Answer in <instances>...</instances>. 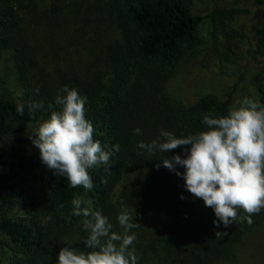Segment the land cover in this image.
Masks as SVG:
<instances>
[{
    "label": "trees",
    "instance_id": "obj_1",
    "mask_svg": "<svg viewBox=\"0 0 264 264\" xmlns=\"http://www.w3.org/2000/svg\"><path fill=\"white\" fill-rule=\"evenodd\" d=\"M193 2L79 0L68 8L65 0H0V56L12 62L0 67V264H56L64 246L86 250L89 233L83 217L73 215L76 198L92 201L117 233L123 229L113 213L132 214L140 224L129 233L137 237L130 246L137 264H236L253 233L264 229V209L252 215L251 225H214L213 209L160 160L184 156L190 146L154 154L138 147L162 143L163 131L181 137L206 130L205 115H226L233 106L212 94L177 106L164 93L178 61L198 43L204 17ZM243 11L214 13L221 19ZM255 32L263 54L264 23ZM3 73L12 74V81ZM254 83L264 104V78ZM65 86L87 97L94 139L109 151L120 145L108 165L89 170L91 190L72 188L49 170L28 138L30 125L58 110L55 97ZM29 102L43 107L33 115ZM20 103L23 115L17 113ZM218 231L227 234L216 236Z\"/></svg>",
    "mask_w": 264,
    "mask_h": 264
},
{
    "label": "clouds",
    "instance_id": "obj_2",
    "mask_svg": "<svg viewBox=\"0 0 264 264\" xmlns=\"http://www.w3.org/2000/svg\"><path fill=\"white\" fill-rule=\"evenodd\" d=\"M62 93L54 101L58 110H53L49 119L38 121L28 138L49 170L66 177L72 188L91 190L94 185L89 170L98 164L108 165L120 145L115 144L109 151L94 139V126L85 116L86 96L68 86ZM42 107L41 103L28 104L33 115ZM23 111L24 104H18L17 113L23 115ZM203 123L206 130L198 133L177 137L163 131L162 143L140 142L138 147L154 154L157 149L169 153L190 146L184 148V156L160 159L162 166L181 176L186 190L213 209L217 228L221 223L228 228L244 220L251 225L252 215L264 209V104L244 97L226 115H205ZM134 133L140 134L141 129L136 128ZM177 166L184 171H177ZM156 167L159 169L161 164ZM72 205L73 215L83 217L82 227L89 233L84 241L86 250L64 246L56 264H137L135 250L130 248L137 237L134 232L129 233L140 224L133 222L131 213L121 210L117 220L123 233H117L108 217L93 209L92 201L76 198ZM238 210L247 215L240 216ZM221 234L227 233L218 231L216 236Z\"/></svg>",
    "mask_w": 264,
    "mask_h": 264
},
{
    "label": "rangeland",
    "instance_id": "obj_3",
    "mask_svg": "<svg viewBox=\"0 0 264 264\" xmlns=\"http://www.w3.org/2000/svg\"><path fill=\"white\" fill-rule=\"evenodd\" d=\"M79 0H65L68 8ZM193 9L204 17L197 45L186 51L174 67L165 85L169 104L191 105L208 94L236 101L248 97L258 99L255 77L264 78V50L257 40L255 29L264 23V5L255 0H193ZM71 4V6H70ZM243 9L232 16L216 18L215 10ZM232 34L236 35L231 37ZM1 62L8 67L12 62ZM12 81V74H2ZM37 124L30 125V133ZM119 211L113 213L118 216ZM236 264H264V229L257 230L240 251Z\"/></svg>",
    "mask_w": 264,
    "mask_h": 264
}]
</instances>
